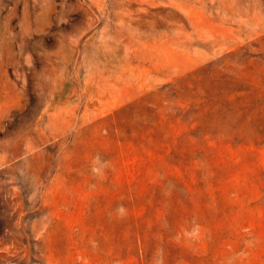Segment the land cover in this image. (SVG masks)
Returning <instances> with one entry per match:
<instances>
[{
	"label": "rangeland",
	"instance_id": "rangeland-1",
	"mask_svg": "<svg viewBox=\"0 0 264 264\" xmlns=\"http://www.w3.org/2000/svg\"><path fill=\"white\" fill-rule=\"evenodd\" d=\"M0 264H264V0H0Z\"/></svg>",
	"mask_w": 264,
	"mask_h": 264
}]
</instances>
